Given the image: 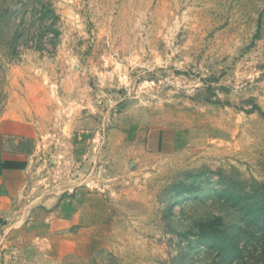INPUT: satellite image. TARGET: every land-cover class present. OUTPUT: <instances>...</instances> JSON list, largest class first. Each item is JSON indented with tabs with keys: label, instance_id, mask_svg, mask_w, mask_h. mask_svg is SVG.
I'll return each mask as SVG.
<instances>
[{
	"label": "rangeland",
	"instance_id": "1",
	"mask_svg": "<svg viewBox=\"0 0 264 264\" xmlns=\"http://www.w3.org/2000/svg\"><path fill=\"white\" fill-rule=\"evenodd\" d=\"M20 87L51 109V155L75 107L69 134L144 125L99 264H264L239 207L264 191V0H0V113ZM238 226L235 257L198 233Z\"/></svg>",
	"mask_w": 264,
	"mask_h": 264
},
{
	"label": "crops",
	"instance_id": "2",
	"mask_svg": "<svg viewBox=\"0 0 264 264\" xmlns=\"http://www.w3.org/2000/svg\"><path fill=\"white\" fill-rule=\"evenodd\" d=\"M41 99L20 87L0 113V264H99L95 254L115 229L114 196L131 189L139 158L130 152L138 151L144 125L108 129L96 153L95 121L69 134L82 113L75 107L69 117L62 113V150L51 155L43 148L51 109ZM161 134L152 128L147 137ZM165 141L155 143L159 148ZM126 159L130 170L122 168Z\"/></svg>",
	"mask_w": 264,
	"mask_h": 264
},
{
	"label": "trees",
	"instance_id": "3",
	"mask_svg": "<svg viewBox=\"0 0 264 264\" xmlns=\"http://www.w3.org/2000/svg\"><path fill=\"white\" fill-rule=\"evenodd\" d=\"M46 11H43V14H50L51 16L57 17L55 12L51 7H47L45 9ZM19 37V33H17V30L12 33L9 43H15L17 38ZM13 45V44H11ZM231 195V194H230ZM241 198V196H238ZM243 201V200H242ZM248 203L240 202L239 207L243 210L244 214H249V220L248 225L252 227V230L249 232V236L253 237L254 234H262L264 236V191L259 193L257 195V199L253 201H247ZM203 225V224H202ZM220 232L215 233H208L206 232V229L204 227L199 229V235L202 238V241L208 246L209 248H219V250L222 249V247H226L230 250L228 255H231L232 257H235L237 254L239 247H238V241L246 237L247 231L244 227L238 226L236 229L232 231H224L219 230ZM236 253V254H235Z\"/></svg>",
	"mask_w": 264,
	"mask_h": 264
},
{
	"label": "built area",
	"instance_id": "4",
	"mask_svg": "<svg viewBox=\"0 0 264 264\" xmlns=\"http://www.w3.org/2000/svg\"><path fill=\"white\" fill-rule=\"evenodd\" d=\"M104 132L100 133L99 134V140L95 141L93 143V151H95L96 153H99L100 149L102 148L103 144H104ZM94 165H96L97 167V163L96 162H93L92 163V167H91V170L94 171Z\"/></svg>",
	"mask_w": 264,
	"mask_h": 264
}]
</instances>
